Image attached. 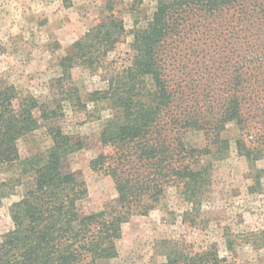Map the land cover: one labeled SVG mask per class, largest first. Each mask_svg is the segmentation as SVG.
<instances>
[{
	"label": "trees",
	"instance_id": "16d2710c",
	"mask_svg": "<svg viewBox=\"0 0 264 264\" xmlns=\"http://www.w3.org/2000/svg\"><path fill=\"white\" fill-rule=\"evenodd\" d=\"M121 24L112 19L92 27L72 54L58 58L57 81H69L76 64L102 66L103 55L95 53L120 39ZM130 47V64L111 75L105 89L87 95L89 102L110 110L99 134L108 150L91 166L105 169L117 193L109 209L94 214L81 216L77 210L87 187L65 166L83 143L56 123L63 105H44L0 82V168L20 162L17 142L28 133L45 127L52 142L18 176L0 184V199L23 185L21 198L9 207L12 228L1 235L0 264L114 259L123 224L147 215L172 186L190 210L196 209L212 166L227 155L223 132L229 123L240 137L251 139L236 141L248 162L264 154V0H156L147 25L134 30ZM59 91L72 108L84 107L75 86ZM191 132L200 133L204 145L190 146ZM255 170L259 176L261 169ZM221 238L230 251L237 242L264 247V229L239 239L224 232ZM173 243L162 264H239L221 256L216 243L192 254Z\"/></svg>",
	"mask_w": 264,
	"mask_h": 264
},
{
	"label": "rangeland",
	"instance_id": "374dc122",
	"mask_svg": "<svg viewBox=\"0 0 264 264\" xmlns=\"http://www.w3.org/2000/svg\"><path fill=\"white\" fill-rule=\"evenodd\" d=\"M155 4L156 0H0V82L13 84L44 105H63L56 123L83 143L65 166L87 187V194L76 203L81 216L109 209L117 196L113 179L105 169L91 166L93 159L108 150L100 143L99 134L111 116L110 110L103 103L89 102L87 95L105 89L108 78L130 64L134 30L147 25ZM112 19L121 22L124 31L112 47L101 46L96 51L95 55H103L102 66L93 69L76 64L71 79L59 83L58 58L72 54L74 44L92 27ZM70 86L78 89L84 107L72 108L65 102L59 90ZM223 135L229 140L227 155L212 166L198 207L190 210L180 191L168 188L147 215L133 216L123 224L117 241L118 256L100 264H162L174 241L185 254L216 243L221 256L239 264H264V247L237 242L230 251L221 238L224 232L239 239L250 231L264 229V154L254 162L247 161L236 141L247 143L251 139L240 137L234 123L226 125ZM187 139L194 147L205 143L196 132L189 133ZM51 144L45 127L21 137L17 142L20 162L0 168V184L18 176L30 158L43 155ZM255 169H261L259 176ZM5 189L10 191L9 186ZM22 194L23 185L16 186L0 199V238L12 228L9 207Z\"/></svg>",
	"mask_w": 264,
	"mask_h": 264
}]
</instances>
